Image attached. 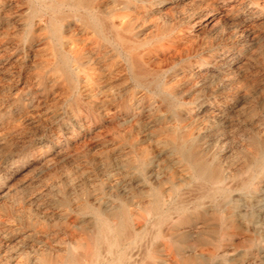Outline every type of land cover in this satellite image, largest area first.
<instances>
[{
  "label": "rangeland",
  "instance_id": "1",
  "mask_svg": "<svg viewBox=\"0 0 264 264\" xmlns=\"http://www.w3.org/2000/svg\"><path fill=\"white\" fill-rule=\"evenodd\" d=\"M75 1L0 0V264L81 250L93 208L119 205L134 264H264V0Z\"/></svg>",
  "mask_w": 264,
  "mask_h": 264
},
{
  "label": "bare ground",
  "instance_id": "2",
  "mask_svg": "<svg viewBox=\"0 0 264 264\" xmlns=\"http://www.w3.org/2000/svg\"><path fill=\"white\" fill-rule=\"evenodd\" d=\"M74 7L82 4L84 5V7H87L88 3L86 0H81V1H75L74 3ZM96 6V5H95ZM94 6V8H95ZM70 7V5L68 6ZM78 7V6H77ZM50 8V7H49ZM59 9V8H58ZM57 9V10H58ZM87 11L88 9L85 8ZM90 10V9H89ZM76 13V16L78 17L79 21L80 19L83 21V23H85L88 26H91L92 28L98 30V32L100 31L97 27V21L96 19H94L91 14H89L87 11L84 10V12H77V10H74ZM90 12V11H89ZM75 15V14H74ZM75 16V17H76ZM107 16V15H106ZM74 17V16H73ZM76 17V18H77ZM58 18V17H57ZM108 18V17H106ZM50 31L52 33V36L55 38L56 41L60 42L59 36H60V29L57 26V22L54 18H50ZM100 20V19H99ZM81 22V21H80ZM60 25V24H59ZM83 25V24H82ZM121 25V24H120ZM61 26V25H60ZM102 26V25H101ZM192 26V25H191ZM122 27V26H121ZM72 28V27H71ZM103 28V27H102ZM108 28V27H107ZM120 28V27H119ZM190 28V27H189ZM110 29V28H109ZM108 29V30H109ZM123 29V28H122ZM74 30V29H73ZM103 30V29H102ZM107 31V30H106ZM130 31V30H129ZM96 32V31H95ZM116 32V31H115ZM114 32V34H115ZM128 32V31H126ZM71 33V32H70ZM69 33V34H70ZM75 33V31H74ZM101 33V31H100ZM108 33V32H106ZM109 35V34H108ZM107 35V36H108ZM49 36V35H48ZM63 37V36H62ZM74 37V36H73ZM104 37H106L104 35ZM69 38V37H68ZM121 38V37H120ZM52 39V37H51ZM70 39V38H69ZM76 39V38H74ZM112 39V38H111ZM115 39V38H114ZM117 39V38H116ZM122 39V38H121ZM53 40V39H52ZM63 40V39H62ZM101 40V39H100ZM129 40V39H128ZM127 40V41H128ZM68 41V40H66ZM74 41V40H73ZM108 41V39H107ZM114 42V40H113ZM135 42V41H134ZM65 43V40H64ZM74 43V42H73ZM116 43V42H115ZM122 43V42H121ZM62 46V45H61ZM82 48V47H81ZM134 48V47H133ZM70 49L71 48H67ZM66 49V50H67ZM76 49V48H75ZM80 49V48H79ZM84 49V48H83ZM69 51V50H68ZM73 51V50H71ZM77 51V50H76ZM81 52V50H80ZM79 52V53H80ZM70 53V52H69ZM76 53V52H75ZM77 54V53H76ZM71 57V56H70ZM69 54L68 53H62L61 54V68L65 73H70L73 69L72 67V63L70 60ZM78 57V56H77ZM76 57V58H77ZM59 62V61H58ZM77 62V61H76ZM56 65V64H55ZM76 66V65H75ZM77 67V66H76ZM77 69V68H76ZM79 73V71H78ZM66 75V74H65ZM72 82V79H71ZM254 143V142H253ZM175 145V144H174ZM177 146V144H176ZM178 151L180 152L181 156H183V158H185V160H187V164L189 166V168L192 170L193 176L195 178H197L198 180H200L201 182H203V184H205L206 186L208 184H210L213 181H216L219 179V174L218 172H215L216 170H214L212 168V166L210 165V163H208L205 159L203 158H199L197 156L194 155V152H192L191 148L186 146V145H180L178 148ZM255 151V149H254ZM262 151V150H261ZM252 152V151H251ZM258 152V150H257ZM255 154V153H254ZM262 155V154H261ZM180 157V156H179ZM251 157V156H250ZM182 158V159H183ZM264 158V157H263ZM251 159V158H250ZM256 159V157H255ZM258 159V158H257ZM257 162V161H256ZM261 162V161H260ZM183 163V162H182ZM254 163V161H253ZM212 164V163H211ZM263 167V166H262ZM186 169V168H185ZM262 169V168H261ZM189 170V169H188ZM260 170V169H259ZM221 174V173H220ZM264 174V173H263ZM262 175V174H261ZM190 176V175H189ZM259 176V175H258ZM225 177V176H224ZM222 177V178H224ZM254 177V176H253ZM252 178V177H251ZM254 180V179H253ZM254 182V181H253ZM252 184V183H251ZM200 186V185H199ZM198 186V187H199ZM204 187V186H203ZM209 187V186H208ZM219 188V187H218ZM221 188V187H220ZM243 188V187H242ZM245 188V187H244ZM251 188V187H250ZM192 189V188H191ZM228 190V189H227ZM198 191V190H197ZM253 191V190H252ZM165 192V191H164ZM200 192V191H199ZM202 192V190H201ZM218 189H212L210 190L208 188V190L206 189L204 191V196H208L210 198L215 197V195L218 193ZM222 192V191H221ZM224 192V191H223ZM191 193V192H190ZM195 194V193H194ZM224 194V193H223ZM200 195V194H199ZM202 195V194H201ZM227 195V194H226ZM153 211L155 213H159L160 212V205L161 200H163L161 198V193L160 191H158L157 189L153 192ZM166 196V195H165ZM179 196V195H177ZM203 196V197H204ZM176 197V196H175ZM224 197V196H223ZM228 197V196H227ZM147 198V197H146ZM168 198V196H167ZM181 198V197H180ZM221 198V197H220ZM195 199V198H194ZM213 200V199H212ZM220 200V199H219ZM235 200V199H234ZM176 201V199H175ZM207 201V200H206ZM211 201V200H210ZM209 201V202H210ZM225 201V200H223ZM237 201V200H236ZM67 202V201H66ZM65 202V203H66ZM174 202V200H173ZM191 202V201H190ZM215 202V201H214ZM151 203V202H150ZM149 203V204H150ZM187 203V202H185ZM234 203V202H232ZM151 204V205H152ZM173 204V203H172ZM176 204V203H174ZM179 204V202H178ZM182 204V203H181ZM184 204V203H183ZM188 204V203H187ZM191 204V203H190ZM203 204V203H202ZM212 204V201H211ZM227 204H229L227 202ZM68 205V204H67ZM148 205V204H147ZM177 205V204H176ZM205 205V204H204ZM220 205V203H219ZM146 206V205H144ZM193 206V205H192ZM195 206V205H194ZM197 206H199L197 204ZM201 206V205H200ZM91 207V206H90ZM109 207V206H108ZM163 207V206H162ZM172 207V206H171ZM184 207V206H183ZM196 207V206H195ZM212 207V206H211ZM226 207V206H225ZM93 208V206H92ZM181 208V207H180ZM204 208V207H203ZM151 209V208H150ZM197 209V208H196ZM224 209V208H223ZM227 209V208H226ZM225 209V210H226ZM144 210V209H143ZM174 210V209H173ZM222 210V209H221ZM230 210V208H229ZM146 211V210H145ZM200 211V210H199ZM198 211V212H199ZM212 211V210H211ZM223 211V210H222ZM130 212V211H129ZM126 208L124 207V205H119L117 207H112V208H96L92 210V213L94 214V221H93V225L92 228L87 232V236L83 238V241H80L78 244V248H80L81 250H72V249H68L65 250L62 254H57L56 258L54 257L53 259H47L45 257H39L40 261L39 264H134L133 263V258L131 259V255L130 252L127 250V248H129L130 246H133L132 244H134V241L137 237V235L141 232V231H137L135 229V227L132 225L131 223V215L129 213ZM171 212L170 207L167 210H165L163 213H161L159 215V221L162 220H166V218H168L170 215L169 213ZM174 212V211H173ZM183 212V211H182ZM196 212V211H194ZM207 212V211H206ZM210 212V211H209ZM224 212V211H223ZM91 213V214H92ZM134 213V212H133ZM193 213V212H192ZM203 213V211H202ZM132 214V213H131ZM179 214V213H178ZM188 214V213H187ZM222 214V212H221ZM154 215V214H153ZM174 215V213H173ZM236 216V215H235ZM235 216L233 218H235ZM217 217V216H216ZM91 218V217H90ZM152 218V217H151ZM146 219V218H145ZM149 219V218H148ZM147 219V220H148ZM193 219V218H192ZM206 219V218H205ZM214 219V218H213ZM225 219V218H224ZM204 220V219H203ZM234 220V219H233ZM140 221V220H139ZM155 221V220H153ZM207 221V220H206ZM211 221V220H210ZM135 222V219L134 221ZM141 222V221H140ZM147 222V221H146ZM212 222V221H211ZM87 223V222H86ZM169 223V222H168ZM222 223V222H221ZM225 223V222H224ZM134 224V223H133ZM140 224V223H139ZM139 224H137V226H139ZM154 224V222H153ZM160 224V223H159ZM202 224V223H201ZM86 225V224H84ZM91 225V224H90ZM157 225V223H156ZM175 225V224H174ZM204 225V224H203ZM206 225V224H205ZM209 225V224H208ZM212 225V224H211ZM89 226V225H88ZM86 226V228L88 227ZM136 226V227H137ZM210 226V225H209ZM83 227V226H82ZM146 227V226H145ZM160 227V226H159ZM213 227V225H212ZM89 228V227H88ZM158 228V227H157ZM210 228V227H209ZM141 229V228H140ZM153 229V228H152ZM151 229V230H152ZM156 229V228H155ZM162 229V228H161ZM165 229V228H164ZM173 229V228H172ZM171 229V230H172ZM199 229V228H198ZM85 230V229H84ZM154 230V229H153ZM188 230V229H187ZM176 231V230H174ZM185 231V230H184ZM157 232V231H156ZM161 232V231H160ZM191 232V231H190ZM142 233V232H141ZM151 233V232H150ZM153 234V232H152ZM175 234V233H174ZM82 235V233H81ZM187 236H189V234L186 233ZM154 236V234H153ZM159 236V235H156ZM81 238V237H80ZM141 238V237H140ZM144 238V237H143ZM162 238V237H161ZM76 239V238H75ZM152 239V238H151ZM159 239V238H158ZM164 239V238H163ZM74 240V239H73ZM78 240V239H77ZM81 240V239H80ZM141 240V239H140ZM149 240V239H148ZM153 240V239H152ZM180 240V239H179ZM200 240V239H198ZM71 241V240H70ZM124 241H127V243L129 244L128 246L124 245ZM145 241V240H144ZM143 241V242H144ZM178 241V240H177ZM182 241V240H181ZM74 242V241H73ZM136 242V241H135ZM153 244L155 242L151 241ZM193 242V241H192ZM68 243V242H67ZM150 243V242H149ZM181 242H179L180 244ZM137 244V243H136ZM139 244V243H138ZM144 244V243H143ZM202 244V243H201ZM145 245V244H144ZM148 245V244H147ZM172 245V244H171ZM203 245V244H202ZM66 246V245H65ZM141 246V245H140ZM173 246V245H172ZM195 246V244L193 245ZM67 247V246H66ZM145 247V246H144ZM69 248V247H68ZM139 248V247H138ZM134 249V248H133ZM132 249V250H133ZM149 249V247H148ZM147 249V250H148ZM138 250V249H137ZM146 250V249H145ZM47 251V250H46ZM55 251V250H54ZM139 251V250H138ZM151 251V250H150ZM153 251V250H152ZM157 250H154V252ZM188 251V250H187ZM49 252V251H48ZM53 252V251H52ZM104 252H106L104 254ZM142 252V251H140ZM139 252V253H140ZM145 252V251H143ZM148 252V251H147ZM158 252V251H157ZM47 253V252H46ZM188 253V252H187ZM40 254V252H39ZM138 254V253H136ZM135 254V255H136ZM143 254V253H142ZM141 254V255H142ZM151 254V253H150ZM192 254V253H191ZM38 255V254H36ZM45 255V254H44ZM56 255V254H53ZM144 255V254H143ZM149 255V254H148ZM177 255V254H176ZM180 255V254H179ZM41 256V255H40ZM83 256H88L90 258V260L88 262H83ZM147 256V255H146ZM145 256V257H146ZM152 256V255H151ZM173 256V255H172ZM185 256V255H184ZM194 256V255H191ZM137 257V255H136ZM153 257V256H152ZM175 257V256H173ZM187 258V256H185ZM150 258V257H149ZM155 258V257H154ZM191 258V257H190ZM34 259V258H33ZM38 259V258H37ZM151 259V258H150ZM163 259V258H162ZM176 259V257H175ZM201 259V258H200ZM154 260V259H153ZM167 260V259H166ZM171 260V259H170ZM196 260V259H195ZM87 261V260H86ZM143 261V260H142ZM157 261V260H156ZM159 261V260H158ZM178 261V260H177ZM180 261V260H179ZM201 261V260H199ZM155 262V260H154ZM166 262V261H165ZM206 262V261H205ZM30 263V261H29ZM33 263V262H32ZM141 263V262H140ZM164 263V262H163ZM25 264V263H22ZM27 264V263H26ZM31 264V263H30ZM36 264V263H35ZM143 264V262H142ZM162 264V263H161ZM204 264V262H203ZM208 264V263H207Z\"/></svg>",
  "mask_w": 264,
  "mask_h": 264
}]
</instances>
